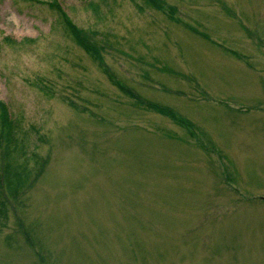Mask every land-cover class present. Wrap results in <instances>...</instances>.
Instances as JSON below:
<instances>
[{
    "label": "rangeland",
    "instance_id": "obj_1",
    "mask_svg": "<svg viewBox=\"0 0 264 264\" xmlns=\"http://www.w3.org/2000/svg\"><path fill=\"white\" fill-rule=\"evenodd\" d=\"M160 3L0 0V264H264V0Z\"/></svg>",
    "mask_w": 264,
    "mask_h": 264
},
{
    "label": "trees",
    "instance_id": "obj_2",
    "mask_svg": "<svg viewBox=\"0 0 264 264\" xmlns=\"http://www.w3.org/2000/svg\"><path fill=\"white\" fill-rule=\"evenodd\" d=\"M146 1L149 2L154 8L163 11L165 10L163 5H161L162 3H160V0ZM63 17L76 42L89 53L102 59L101 53L99 52L102 46H100V48L96 46V44L92 43V41L89 39L88 34H86L82 29L78 28L75 24H73L64 14ZM171 17L174 19L172 15ZM127 92L135 99L140 100L130 90H128ZM143 102L148 103L149 108H154L163 114L169 115L175 121L179 122L181 126L188 125V122L173 110L157 105L155 103L147 101ZM189 134L190 136H193V129L189 130ZM20 142V137L18 135V125L15 119L11 116L8 105L5 102L0 101V146L2 147L1 169L4 172V175L0 177V180L3 184L5 183V186L11 192V195L16 197L15 199H17L18 197V193L20 192L19 189L21 188V186L24 183L26 184L30 177L27 176V165H25L27 164V157L26 160H23V162L18 161L19 155L26 156L28 153V151H26L25 149V146ZM13 154L18 156H13ZM43 163H46L45 159L41 160L40 162V164ZM37 168L39 172H42L43 167L38 166ZM37 176H39V173ZM32 179L35 180V177H32ZM0 204H4L3 200L1 199Z\"/></svg>",
    "mask_w": 264,
    "mask_h": 264
}]
</instances>
